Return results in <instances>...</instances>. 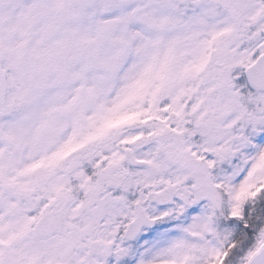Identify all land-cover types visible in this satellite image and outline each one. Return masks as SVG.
Returning a JSON list of instances; mask_svg holds the SVG:
<instances>
[{
    "label": "snow or ice",
    "instance_id": "obj_1",
    "mask_svg": "<svg viewBox=\"0 0 264 264\" xmlns=\"http://www.w3.org/2000/svg\"><path fill=\"white\" fill-rule=\"evenodd\" d=\"M0 264H264V0H0Z\"/></svg>",
    "mask_w": 264,
    "mask_h": 264
}]
</instances>
